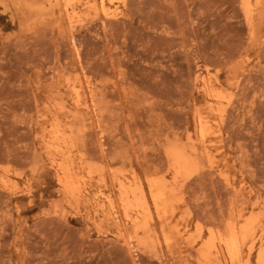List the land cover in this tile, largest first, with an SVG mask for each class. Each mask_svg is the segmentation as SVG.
Returning <instances> with one entry per match:
<instances>
[{
	"label": "rangeland",
	"instance_id": "obj_1",
	"mask_svg": "<svg viewBox=\"0 0 264 264\" xmlns=\"http://www.w3.org/2000/svg\"><path fill=\"white\" fill-rule=\"evenodd\" d=\"M230 225L264 264V0H0V264H201Z\"/></svg>",
	"mask_w": 264,
	"mask_h": 264
},
{
	"label": "bare ground",
	"instance_id": "obj_2",
	"mask_svg": "<svg viewBox=\"0 0 264 264\" xmlns=\"http://www.w3.org/2000/svg\"><path fill=\"white\" fill-rule=\"evenodd\" d=\"M104 2L105 0H100V4L103 10H104ZM77 15H78V12L76 10L70 11V13L68 14L69 19L71 21L74 20L77 17ZM211 92L212 93L216 92V89H213ZM75 93L77 94L79 98L78 102L80 103L81 102L80 91L78 89H75ZM92 97H93L92 102L94 104L95 100H94L93 93H92ZM95 111L98 112V108L95 109ZM227 112H228L227 108L225 107L218 109V115L220 116L221 120L223 121L225 120ZM81 113L83 114V118H84L82 120L84 121V123H86L85 125L86 129L91 130L92 128H94V126L98 127L99 125H101V115L99 114L100 117H98L97 119H94V117L91 116L89 112V107L87 106L82 107ZM196 131L199 135V143L197 147H195L191 151V153L188 151H185L184 149H177L176 147H172L170 149L169 153L171 155V159L173 160V164H172L173 174L180 175V174H184V173H188L192 171L195 168L193 164V160H192L193 156H208V152L205 148V141H206L207 136L210 134L211 126L208 123V121L199 117V123L196 126ZM64 154L66 155L67 159L70 158L67 152L64 151ZM69 178L76 179L71 172H69ZM2 182L5 186H8V188L9 187L11 188V186L13 185L11 181L7 180L6 178H3ZM121 189H122L121 199L124 200L127 196L124 184H121ZM139 189L141 190L142 201L144 205H146L147 193L145 192L142 184H139ZM148 190H149V195L152 200V203L155 206L157 211L160 212L165 209L171 208L173 206L172 201L170 200V197H169L170 190L168 188V185L164 183V181H162L159 185L154 184V183H149ZM130 220L133 223V225L136 227H138L141 224L138 217L136 218L132 217L130 218ZM143 228L147 232V234L151 233V229H150L148 222H146L143 225ZM163 232L167 233L164 230ZM171 235L167 234V242L169 244L170 251L174 249V240H175L174 239L175 235L174 237H172ZM241 239L242 238L238 237L235 227L233 225H230L228 227L227 235L221 240L222 244L220 245V250L219 251L216 250L217 252L210 253L206 257L205 260L201 261V264H206L208 262H213L215 264H222V259L220 255L223 250L228 251L231 255H233L235 260H240L244 256V252H245L244 251L245 250L244 249L245 240L244 239L241 240ZM254 247H255V243H251L248 247V250L251 252L254 249Z\"/></svg>",
	"mask_w": 264,
	"mask_h": 264
}]
</instances>
